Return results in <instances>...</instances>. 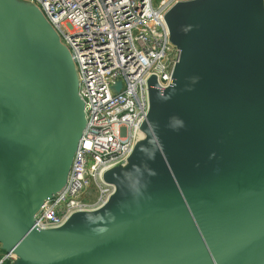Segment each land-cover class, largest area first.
<instances>
[{"label":"water","instance_id":"95a60500","mask_svg":"<svg viewBox=\"0 0 264 264\" xmlns=\"http://www.w3.org/2000/svg\"><path fill=\"white\" fill-rule=\"evenodd\" d=\"M97 208L40 229L85 127L72 56L38 7L0 0V251L10 264H264V0H182Z\"/></svg>","mask_w":264,"mask_h":264},{"label":"built area","instance_id":"2783aa9c","mask_svg":"<svg viewBox=\"0 0 264 264\" xmlns=\"http://www.w3.org/2000/svg\"><path fill=\"white\" fill-rule=\"evenodd\" d=\"M39 8L69 50L76 67L85 127L63 190L35 217L57 227L73 212L99 207L111 193L100 173L130 152L145 118L150 76L170 81L178 53L170 46L164 13L182 0H25ZM11 255L0 251V264Z\"/></svg>","mask_w":264,"mask_h":264},{"label":"rangeland","instance_id":"374dc122","mask_svg":"<svg viewBox=\"0 0 264 264\" xmlns=\"http://www.w3.org/2000/svg\"><path fill=\"white\" fill-rule=\"evenodd\" d=\"M161 0H153V3L156 5L157 3H159Z\"/></svg>","mask_w":264,"mask_h":264}]
</instances>
